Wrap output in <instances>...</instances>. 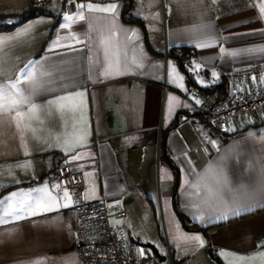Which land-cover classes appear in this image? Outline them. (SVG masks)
<instances>
[{
	"label": "crops",
	"instance_id": "crops-1",
	"mask_svg": "<svg viewBox=\"0 0 264 264\" xmlns=\"http://www.w3.org/2000/svg\"><path fill=\"white\" fill-rule=\"evenodd\" d=\"M260 2L132 0L129 19L119 0H41L50 14L0 31V84L23 69L43 85L31 97L34 113L28 105H21L23 117L0 109V264L80 263L72 196L49 181L58 165L81 174L88 199L119 206L110 222L135 251L146 245L161 264H264V111L231 119L223 138L196 103L198 89L227 98L234 72L264 62V16L250 6ZM90 3L117 7L89 11ZM33 4L0 0V13ZM131 30L137 36L129 40ZM182 46L189 51L181 63ZM117 49L119 71L102 74ZM45 70L51 75L42 76ZM21 88L29 95L33 85ZM220 169L231 191L216 195ZM45 187L61 207L29 208L37 196L48 199L35 191ZM197 235L202 245L191 239Z\"/></svg>",
	"mask_w": 264,
	"mask_h": 264
},
{
	"label": "built area",
	"instance_id": "built-area-1",
	"mask_svg": "<svg viewBox=\"0 0 264 264\" xmlns=\"http://www.w3.org/2000/svg\"><path fill=\"white\" fill-rule=\"evenodd\" d=\"M32 1L34 4L41 2ZM239 85H244V88L238 90ZM196 93L201 99L198 108L207 118L210 128L216 136L225 138L230 132L231 119H244L264 111V62L234 72L230 76V94L223 100L215 91L198 89ZM49 181L72 196L79 225V236L75 242L80 255L79 264H161L148 246L144 245L140 252L135 251L125 230L110 222L113 211L122 212L119 206L110 204L106 198L91 200L86 197V186L79 172L67 165H58L50 171ZM260 240L264 241V235Z\"/></svg>",
	"mask_w": 264,
	"mask_h": 264
},
{
	"label": "snow or ice",
	"instance_id": "snow-or-ice-1",
	"mask_svg": "<svg viewBox=\"0 0 264 264\" xmlns=\"http://www.w3.org/2000/svg\"><path fill=\"white\" fill-rule=\"evenodd\" d=\"M69 2H71V0H69ZM251 7H258L259 8V12L261 14V16H264V0H261V2L259 4H255L252 3L250 5ZM80 8H83V5H79ZM88 10L89 11H105V12H113L115 13V9L117 7V5L115 4H111L109 5L107 8H94V6L90 3L88 4ZM81 19H83V15L81 13L80 16ZM64 19L66 21H73L74 17L71 15H66L64 17ZM67 24L61 25V27H67ZM26 29L25 30H21L20 32H18L16 34V36L14 37H4L2 38L4 41L7 40H11L14 39L18 36L24 35L26 33ZM132 35L128 36L127 39L132 40L133 37L137 36V33L135 30H131ZM77 42H80L79 40ZM103 43V42H102ZM200 46V45H198ZM51 51V48L49 49ZM113 57H114V62L113 61H108L107 65L104 66L102 65L104 71L102 74H108L110 73L112 70H116L119 71L120 68V60H119V50L117 49L114 53H112ZM104 56L107 60V58L109 57V52L107 50H105L104 52ZM29 63H32L31 61ZM36 63H39V61H37ZM137 67H139L140 65L137 64ZM199 67V66H197ZM173 72H175V69H173ZM42 76H49L51 75V73L47 72L46 70L43 71L41 73ZM213 75H215V73H213ZM21 77L23 79H21ZM182 79V77L180 78ZM253 79H256V77H253ZM24 82H28L31 83L33 85L32 88V93L29 95H24V90L21 88V84ZM41 87H43L42 83L38 82L35 74L32 71H28L27 73L24 72L23 69L20 70V77H17V79L15 81H9L6 84H0V109H3L5 111H12L15 110V116L16 117H23L25 115V113L21 110V105H28V112L29 113H34L37 109V105L32 101L31 97L32 95H35L36 93L39 92V90L41 89ZM77 96L82 95L81 93H76ZM70 99V96H61L57 98V101H64V100H68ZM170 102L173 100L172 97L169 98ZM55 101H49V103H54ZM196 103H200V101H196ZM15 119V117H14ZM17 127H19V123H17ZM215 143V142H212ZM229 185V181L227 180V177L223 174V170L220 169L218 170L217 173V178H216V195H223L225 192H230L231 188L228 186ZM53 187H59L58 185H54ZM37 193H45L48 195V199L45 200L43 196H37L36 198H34L32 200L31 203H28V207L32 208L33 204H35L36 207H44L45 210H50L52 205H55L56 207H61V205L57 202L55 197H52L50 194L47 193V188H43V189H37L35 190ZM260 191L264 192V171H262L261 173V179H260ZM18 194L17 193H12V197H16ZM64 197L68 200H70L71 198L69 197V194L67 191L64 192ZM8 198H5V200H7ZM5 201H0V204H3ZM25 202L21 201V204L23 205ZM63 206H67V205H63ZM253 204L252 203H248L243 205V207H252ZM264 206V205H261ZM229 211L233 214L238 215L240 212V207H234L229 209ZM11 213L5 212V215H10ZM19 218V217H17ZM2 222V221H0ZM191 239H193L194 241L199 242L201 245L203 244V241L201 240L200 236H194ZM260 247H264V245H260ZM143 254V253H141ZM262 261H264V253L260 254L259 257ZM253 260L257 259L256 257L251 258Z\"/></svg>",
	"mask_w": 264,
	"mask_h": 264
},
{
	"label": "trees",
	"instance_id": "trees-1",
	"mask_svg": "<svg viewBox=\"0 0 264 264\" xmlns=\"http://www.w3.org/2000/svg\"><path fill=\"white\" fill-rule=\"evenodd\" d=\"M131 1L128 0L125 2L126 7H125V16L128 17L129 19H134L130 16V9H131ZM50 10H48L43 3L39 4H33L27 9L19 12H1L0 13V31H8L12 30L15 27H17L19 24L25 22L26 20H29L35 16H38L40 14H50ZM189 51V47L187 46H182L180 48V52L178 53V60L182 63L184 60V54ZM224 84H222L223 86ZM205 91H215L213 88L212 89H207ZM217 93V91H215ZM218 95V94H217ZM220 100H223L218 96ZM176 190V189H175ZM176 194V192H175ZM175 202V207L178 210L177 206V198L174 200ZM180 217L182 219L183 224L190 229L196 228V225L190 223V221L187 219V217L183 214L180 213Z\"/></svg>",
	"mask_w": 264,
	"mask_h": 264
}]
</instances>
